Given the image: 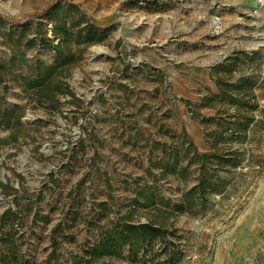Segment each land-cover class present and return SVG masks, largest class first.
Masks as SVG:
<instances>
[{
	"label": "rangeland",
	"instance_id": "374dc122",
	"mask_svg": "<svg viewBox=\"0 0 264 264\" xmlns=\"http://www.w3.org/2000/svg\"><path fill=\"white\" fill-rule=\"evenodd\" d=\"M55 4L74 6L106 38L82 57L74 48L76 63L57 79L74 100L56 95L39 103L23 78L33 61L53 62L42 37L53 39L43 12ZM253 7L254 0H0V107L23 115L18 126L0 127V264H73L131 211L134 223L175 232L184 254L178 264H256L264 250L256 241L264 205V40L255 37ZM220 53L237 60L234 68ZM180 64L216 65L215 76L209 82L193 68L178 78ZM249 117L254 123L244 132ZM183 132L197 153L218 158L183 163L182 177L161 179L179 144L172 137ZM206 177L223 191L208 194L202 214L164 218L133 207L145 188L175 205ZM163 250L156 242L141 253L149 264ZM120 254L106 262L132 264L130 248Z\"/></svg>",
	"mask_w": 264,
	"mask_h": 264
},
{
	"label": "trees",
	"instance_id": "16d2710c",
	"mask_svg": "<svg viewBox=\"0 0 264 264\" xmlns=\"http://www.w3.org/2000/svg\"><path fill=\"white\" fill-rule=\"evenodd\" d=\"M74 6H68V10L63 11L60 5H53L43 12V16L48 19V23L53 26V39L47 37L44 33L42 37V48L46 51L52 50L54 56L50 65H44L40 60L33 61L32 66L27 68L24 81L27 89L33 92L39 103L49 100L56 95L68 96L75 99L74 94L68 86H63L57 79L63 75L77 61L76 53L72 50H78V57H82L84 50L92 45L102 43L106 34L100 32V29L94 25L90 18L85 17L79 12L73 11ZM58 41L56 45L53 43ZM256 52L241 54L245 57H253ZM235 62L236 59H231ZM231 60H225L224 66L230 65L234 68L235 63L230 64ZM237 61V60H236ZM138 70V69H137ZM125 69L124 73H128ZM158 74L164 75L163 71L158 70ZM223 82L222 79L219 78ZM251 90V89H250ZM252 91V90H251ZM251 94L253 92H250ZM23 118L19 108L11 107L2 109L0 107V127L10 129L18 126ZM246 122L241 125V129L246 132L254 123V118H245ZM242 123V122H240ZM237 135L235 134V138ZM172 140H178V146L172 148L175 150L171 154L170 161L164 165L160 172L161 179H166L169 175L178 178L182 177L186 167L183 163L188 162L192 165L197 162L206 164L211 158H218L215 154L197 153L194 144L187 139L186 134L175 135ZM181 149V151H179ZM233 156V154H229ZM171 169V170H170ZM204 167H201V171ZM222 187V186H221ZM223 191L219 189V184L213 182V178H199L198 184L185 192L181 199L175 204L162 198L158 192L151 188L142 189L134 200V208L150 209L154 208L165 217H173L177 214H194L199 215L205 212L208 194H218ZM201 207V210L195 208ZM117 224L113 229L107 231L99 241L89 248L82 256H79L73 264H111L106 262L107 259L119 258L124 248H130V260L132 264H147L144 258L147 253H141L145 247L160 242L165 246L162 254H156L151 263L154 264H178L184 259V254L175 247L179 242L174 231L164 224L155 223H134L133 212ZM172 238L175 242H171ZM165 255L162 260L159 258ZM5 264V263H4Z\"/></svg>",
	"mask_w": 264,
	"mask_h": 264
},
{
	"label": "crops",
	"instance_id": "0c3cea01",
	"mask_svg": "<svg viewBox=\"0 0 264 264\" xmlns=\"http://www.w3.org/2000/svg\"><path fill=\"white\" fill-rule=\"evenodd\" d=\"M223 54L224 53H220V55H218V57L222 56ZM224 56H225V54H224ZM225 60H226V58H225ZM219 64H221V63H219ZM222 64H223V61H222ZM215 66H213V67L215 68ZM213 67H210V68L206 69V71H205L203 65L180 64L179 68H183V69H181V71H179L180 74H178L177 77L180 78L182 72L183 73H191V72H193L191 70H193V68H196L194 70H200L202 73L205 72V74H203V76L207 77L208 81L211 82V79H213L214 76H215V73L213 71L214 70ZM161 71H162V69H161ZM233 74H235V73H233ZM221 75L222 74H219L218 76H221ZM220 79H222V78H220ZM222 80H224V79H222ZM202 97H204L203 94H202ZM256 241L260 242L261 246L264 247V205H263V209H262L261 225H260V227L257 230ZM256 264H264V250L262 251V254L260 255V257H259L258 261L256 262Z\"/></svg>",
	"mask_w": 264,
	"mask_h": 264
},
{
	"label": "built area",
	"instance_id": "2783aa9c",
	"mask_svg": "<svg viewBox=\"0 0 264 264\" xmlns=\"http://www.w3.org/2000/svg\"><path fill=\"white\" fill-rule=\"evenodd\" d=\"M250 18L253 20L252 24L255 28L259 30L255 33L256 39L258 41L264 40V0H254V7L252 8Z\"/></svg>",
	"mask_w": 264,
	"mask_h": 264
},
{
	"label": "bare ground",
	"instance_id": "6f19581e",
	"mask_svg": "<svg viewBox=\"0 0 264 264\" xmlns=\"http://www.w3.org/2000/svg\"><path fill=\"white\" fill-rule=\"evenodd\" d=\"M211 29H212V31L214 33H219L220 32V30H221V22H220V20L218 18H213L212 19V27H211ZM224 57L225 56L223 54L222 56H219L218 60L221 61ZM152 60H154V59L152 58Z\"/></svg>",
	"mask_w": 264,
	"mask_h": 264
}]
</instances>
